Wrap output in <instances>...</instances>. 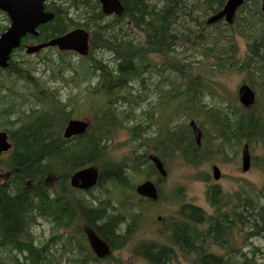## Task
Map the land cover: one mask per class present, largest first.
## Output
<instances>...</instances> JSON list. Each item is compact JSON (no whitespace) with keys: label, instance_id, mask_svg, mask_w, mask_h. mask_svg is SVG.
Segmentation results:
<instances>
[{"label":"trees","instance_id":"1","mask_svg":"<svg viewBox=\"0 0 264 264\" xmlns=\"http://www.w3.org/2000/svg\"><path fill=\"white\" fill-rule=\"evenodd\" d=\"M188 1L190 0H158L162 9L155 11V9H149L150 5L146 3V0H122L125 12L117 16L116 20L125 21V18H131L145 33L146 46L140 47V43H134L132 49L130 48L131 38L125 36L124 22L120 26L115 25L116 22H109L98 1L70 0L66 8L54 3L48 5L49 9L55 12V18L41 27L38 40L48 41L56 35L80 26L71 16V10L76 9L86 20L81 26L90 30L93 36L90 59L95 56V49L100 48L102 52L99 61L97 57L92 61L87 59L81 64L80 67L83 68L80 71L74 70L71 66L66 67L64 71L59 69L56 71V77L52 79L56 80L69 74L66 78L74 75L70 78L74 83L77 81L76 75H89V84L96 82L93 85H87L86 91L94 89L93 94L103 96L106 105L102 113L95 111L97 125L94 124V127L76 137L65 138L64 129L71 120L73 111L66 110L61 105L56 96L59 89L54 88L50 81L44 82L41 77L34 79L31 77V74L38 72L39 67H30L24 60L10 61L7 78L0 76V81L3 83L0 82V92L6 91L4 96L0 97V102L4 103L3 101L9 98L15 99L9 106H4L0 110V127L5 128L13 144V149L5 160V167L7 166L11 172V176L0 183V264H67V262L70 264H115L113 261L117 264H129L115 254L116 251L124 249L135 240L127 239L128 232L118 220L123 217L122 207L125 208V202L117 206L115 201L118 193L112 191L107 199L102 198L103 193L93 194L92 192L105 183V180H111L115 186L119 183L123 186L128 183L126 169L124 168L122 172L121 168L122 164L127 165V163L114 160L110 156L113 126H124L122 119L117 117L118 114L124 118L146 114L147 108L142 102L155 98L158 95V89L166 90L163 86V81L166 80H163L161 75H165L167 70H175L178 78H184L183 81H176L171 85L175 89L171 90L175 92L174 96H184L185 101L181 104L184 108L198 106V102L203 100L201 96L203 84L200 79L202 78L204 82V89L209 90L211 85L207 77L213 74L219 78L232 69V71L245 73V81L252 88L262 86V93L256 100L259 107L252 111L242 108L239 103L229 102L225 108H214L208 103L204 113L205 120L213 124L218 135H225L228 143L234 137L237 141L243 140L242 143L248 144L250 148L258 145L264 148V26L256 24L257 13L252 7L247 10L252 20L249 21L246 17L245 21H241L236 31L231 34L228 43L223 41L227 30L225 25L218 23L209 26L206 29L207 35L205 34L198 43L190 45L192 49H198L206 42L216 61L212 60V57H207L201 67L195 66L200 74L196 75L193 71L195 68L185 71L189 62L183 58L174 59L175 65L170 64L172 56H170V49H167L174 44L179 46L178 43H183L188 37L186 31L190 23L184 21L189 19V15L186 14V17L182 18L180 13ZM192 1L198 18L202 12L207 13L217 6V0H211L209 5H206V0ZM253 16L256 17L255 22ZM213 26L216 27L214 31ZM230 27H233V24ZM235 34L246 36L249 42V56L242 60L240 65H237L238 47L233 45ZM155 51L162 58L167 54L169 59H166L163 64L156 63L155 68H150L151 62L147 56L149 52ZM174 52L179 53V48H176ZM107 53L110 55L113 53L114 56L105 57ZM203 57H205L204 54ZM60 64L63 63L53 60L51 68L57 69ZM47 71L49 70H44L42 75H45ZM184 71L186 74L181 73ZM142 75L147 79L142 78ZM145 80L147 82L144 84ZM16 83L30 86V91L21 95L16 91ZM80 83L82 82L76 85ZM181 85L183 90L178 88ZM212 85L222 86L221 80L219 84ZM162 86L163 88H159ZM127 88L129 90L125 91ZM10 115H14L15 119H12ZM57 122L60 123L59 128ZM177 131L174 139L176 145L198 151L200 156L202 149L197 146L193 137L190 135L192 139L190 141L186 132L180 129ZM133 132L137 138L135 126ZM173 132L174 130L169 132L170 136ZM136 138L132 156L137 154L142 156L143 166L149 165L158 181L161 182L164 179L160 177L154 164L148 159V152L138 149ZM183 138H185L184 143ZM165 139L167 144L164 146H167L170 141L167 137ZM164 146L155 145V148L163 154V157H160L162 159L168 157L166 150L165 152L163 150ZM152 148L154 150V146ZM158 151L155 153L157 154ZM178 151L185 160H189L186 152L180 149ZM87 164H96L100 169L97 186L89 191L71 188L69 180L72 173ZM144 168L141 172L145 171ZM135 170L140 171L138 164ZM146 175L148 179L154 180L152 173L147 172ZM158 181L155 180L157 184ZM253 192L264 193V186L259 188L246 184L239 192L229 195L234 199L225 206L223 199L227 195L220 193L217 183L209 185L207 196L212 211L201 215L199 207L183 204L177 216V227L173 231V242H176L173 245L174 249L143 238L136 241L133 253L144 258L142 245L151 243L143 250V255L149 264H171V261L177 257V249H180V254L186 257H191V253L195 254L198 264H222V258L207 253L208 248L215 244L221 249L230 248L227 254L232 257L239 255V260H231L229 264H249L251 261L252 264H258L254 260L259 247L254 248L255 253L247 255L244 244H239L235 248L226 240L230 229L233 230L235 226H237L241 242L264 233V205H261L259 200H256V206L245 205L243 202L245 197H248L249 202L251 198L247 195ZM237 198L241 199L236 201ZM138 201H140L139 198ZM244 217L246 221L243 220ZM39 219L50 220L57 232L46 239L44 244L35 246V234L32 228L38 224ZM244 225H248L252 231L247 233L243 231ZM85 226L94 229L111 244L113 253L110 256L101 260L93 253L84 232ZM59 229L63 232L59 233ZM62 237L64 238L63 247L52 249L51 245L53 246L55 242L60 244L59 240ZM1 251L4 252L1 254ZM79 251L83 254H77ZM193 263L196 264L194 261ZM261 264H264V261Z\"/></svg>","mask_w":264,"mask_h":264},{"label":"rangeland","instance_id":"2","mask_svg":"<svg viewBox=\"0 0 264 264\" xmlns=\"http://www.w3.org/2000/svg\"><path fill=\"white\" fill-rule=\"evenodd\" d=\"M56 5H63L68 7L69 6V0H54ZM146 3L150 5L149 9H155V11H158L162 9L160 5L158 4V0H146ZM211 3V0H206V5H209ZM226 3V0H217V5L223 7V5ZM256 2L250 1L247 5L246 9L243 11L241 15H238L237 18H239V22L235 24L233 27L232 24L226 23L225 21H221L219 23L226 26V34L224 35L223 41L229 42L231 39V34L236 31L238 28L241 19L245 12L252 7V9L256 12L254 9V4ZM183 9V10H182ZM180 11L182 18L186 17V14L189 15V19L187 21H184L185 23H190L189 27L187 28V34L188 37L182 42H179V46L175 45V49L179 48L180 52H171L170 56V64H174V59L177 58H183L185 61H188L189 64L185 68V71H191L193 68H195L193 71L196 75H200L198 69L195 67H201L203 63L206 61L207 57H212V60L216 61L214 59V56L209 51V48L205 45L199 47L198 49H192L190 44H196L201 39L205 37V34L207 35L206 29L209 28V25L206 23V20L208 17L214 13V10L208 11L206 14H201V18L197 17V14L195 13V8L193 1L190 0L187 2V5L183 7ZM186 9V10H185ZM192 9V11L190 10ZM73 15H71L77 23L84 24L86 20L85 17L81 16L76 9ZM257 13V12H256ZM196 15V16H195ZM109 22H116L115 25H122V22L125 24V36L130 37V48H133L134 43H140V47L146 46L145 43V36L144 32L141 28L137 26H133L132 24H127V21L125 20H116L114 16H108L107 17ZM131 19V18H130ZM183 19H181L182 21ZM257 25L264 26V19L259 18L257 14ZM259 22V23H258ZM133 23L134 20H133ZM8 24L6 17L4 14L0 12V26H5ZM218 24V23H217ZM91 27V26H90ZM216 27L213 26V31ZM241 32V30H240ZM209 33V31H208ZM99 37V36H98ZM100 38V37H99ZM207 38V37H206ZM233 45H236L238 47V58L239 61L237 62V65H240V62L244 59H247L249 56V42H247L246 36H241L239 34H235L234 36V43ZM98 47V46H96ZM170 49V48H167ZM151 50V49H148ZM59 51L55 50V48L47 49L46 51H43L41 55H26L23 51H18L15 53L13 60L15 59L22 61L24 60L27 62V64L30 65V67L37 66L39 67L38 72H34L31 74V77L34 79L36 76L41 77L44 82L50 81L51 85L53 84L54 88H58V92L56 93V96L59 98V101L64 109L66 110H72L73 115L77 116L78 112H80V115L78 118H84L89 119V117H92L93 111H97L98 113H102L105 109V102H102L101 97L99 95H95L93 93L88 94L86 97V101H82V95L87 93L86 86L89 84V82L86 80L87 75H76V82L74 83L71 81V79L66 78L67 75H63V77H59L58 79L54 80L52 78L56 77V71L57 70H65L66 67H68V64H60V67L57 69H52L51 66L53 64V58L57 59L59 58ZM44 53L47 54L45 58L44 63ZM150 54L147 56L149 61L151 62L150 68H155V64H163L164 61L168 58V55L165 54L162 58L158 53L155 52H149ZM174 53V54H173ZM102 52H100V48L97 50L95 49V56L93 58H98L97 61L100 60ZM203 54L205 57H203ZM109 53L106 54L105 57H109ZM138 55V54H137ZM135 55V57L137 56ZM99 56V57H98ZM111 57L114 56L110 55ZM93 58L90 60L92 61ZM66 59L69 60L72 64H77L81 62V58L75 54H68L66 56ZM200 62V64H198ZM25 64V63H24ZM145 66V65H144ZM69 68V67H68ZM74 70L80 71L83 67L75 66L71 67ZM90 68V67H89ZM44 70H49L46 72V74L42 75V72ZM55 71L54 73H52ZM68 71V70H67ZM65 71V73L67 72ZM184 71L181 72L182 74H186ZM0 73H4V71L0 70ZM228 73V74H227ZM223 74L218 78L216 74L210 75L207 77L208 83H210L211 87H209V90L204 89V82L202 80V76H200L201 83L203 84L201 96L203 97L202 101L198 102V106H195V109L192 107H189L188 112L186 108L182 107L181 104L184 103L185 98L183 95L179 97H173L170 95V87L173 82L176 81H183L184 78L180 77L178 78V73L175 70H167L165 72V75L162 74L161 77L163 78V84L166 82L167 84H164L163 86L166 88V90H160L161 93V104H165L161 107L162 110V116L161 118L157 119L158 122L162 125L164 130H167L169 128L171 129H177L183 125V121L180 119H177L176 117L181 118H189L192 114L200 115L198 118V121H201L203 119L204 122H206V115L205 110L207 109L208 103L214 107V108H225L226 104L229 102L237 103V96L236 92L239 88V86L246 82L245 81V73H240L237 71H232V69ZM236 73V74H235ZM220 75V74H219ZM52 76V77H51ZM142 78H145L144 75H142ZM161 78V79H162ZM31 79V78H30ZM53 80V81H52ZM219 80H221L222 86H215L212 84H219ZM79 85L78 84L79 82ZM171 81V83H170ZM96 81L91 82L90 84H95ZM144 84L147 82L146 80L143 81ZM159 87V88H163ZM16 91H18L21 95H24L26 92L30 91V86H23V85H15ZM178 88L183 90V85L179 86ZM262 86L258 85L257 88H255L256 94L259 97L261 92ZM172 89H174L172 87ZM129 89H125V91H128ZM175 90V89H174ZM3 94L6 93V91L2 92ZM79 94V96H78ZM2 97V96H0ZM263 98V94H262ZM214 99V100H212ZM235 99V100H234ZM15 99H7L3 101L4 103L0 102V110L4 106H9ZM21 100V98H19ZM34 100V99H33ZM200 106H202V110L198 109ZM260 111V110H256ZM127 114V113H126ZM12 119L14 115H10ZM117 117L119 119H122L121 122L124 123L123 125H116L113 126V139L111 140L110 147L114 148V152L110 153V156L114 160H119L120 162H126L127 165L121 166L122 172L124 168L126 169L127 176H128V183L126 185H122V183H119L117 186H115L114 182L111 180H105L106 182L103 183L99 188L93 190V194L97 193H103L102 198L107 199L108 194L112 191L113 193H118L117 200L115 201L116 205H120L123 201L125 202L124 207H122V210L124 212L123 217H120L118 220L121 222V225L124 229H126L127 233V239L134 240L131 242L127 247L120 251H116V255L119 256L121 259L126 260L129 264H148L144 258L143 250L148 244L151 243H143L142 245V258L141 256L137 254H133V246L138 241V239L148 238L150 240H154L160 244V246H166L169 248H175L173 247V238L171 234H173L170 230V225L166 228H164L162 223H171V220L177 221V216L180 214V208L183 204H189L197 206L201 209V215L204 214L207 211H212L210 207V203L207 196V190L209 185L216 184L221 187L227 196L232 195L233 193L237 192L238 190H241L244 188L243 183L251 182L252 186L257 187H263L264 186V170L261 166H264V156L260 157L259 154L262 155V150L264 148L261 145L254 146L251 149V152L253 154V163L254 165L251 166V169L247 172H244L242 170V155H241V147L243 145L242 141H236L234 142V153H236L234 156V153L230 151L229 154L225 156L221 155L219 156V153H200V156L198 155V151H191L188 150L186 146L178 147L176 145L175 134L178 131H175L174 134H172L170 137H167V140L170 141L169 145L164 146L166 149H163L164 152L166 150V154L168 151H174L176 150L172 148H177V150H182L186 152V157L189 160H185L184 162L181 160H177L174 164L169 165L167 161L166 163V169L168 171L167 177H164V180L161 182L158 181L157 176H155L154 171L150 168L149 165L143 166L144 160L143 157L137 154V156H132L135 151L134 146V140H135V134L133 132V125H129L126 127L125 119L122 115L118 114ZM131 117V116H130ZM176 118V119H175ZM61 121V120H60ZM172 121V122H171ZM210 122V121H209ZM57 127L59 128L60 123L57 122ZM207 123V122H206ZM211 123V122H210ZM212 124V123H211ZM116 129H115V128ZM150 129L153 131L152 134L148 133L146 135L148 136H155L157 133L155 132L156 127L153 126V124L150 126ZM204 137L208 136L207 131H205L204 128ZM136 130V135H137ZM161 134L162 138L164 137V132H158ZM190 137V134H188ZM210 138V137H209ZM136 138V145L140 151L142 148L138 145ZM145 141V138H143ZM213 140V139H212ZM253 140V139H252ZM182 142L184 143L185 140L183 139ZM150 145L152 142H149ZM256 145V144H255ZM215 148V144L210 146V150H213ZM262 149V150H261ZM111 149H109L110 151ZM11 151V150H10ZM158 151V150H155ZM226 151V150H225ZM227 152V151H226ZM5 154V153H4ZM157 154L160 157H163V154L159 151ZM173 153H170V157L168 160L173 159L171 157ZM258 154V155H257ZM7 153L2 157V160H0V166L5 167V156ZM255 155H257L255 157ZM131 156V157H130ZM145 157V156H144ZM205 157V158H204ZM221 160H220V158ZM228 157V158H227ZM125 158H127L125 160ZM146 158V157H145ZM194 158V159H192ZM200 160V161H199ZM117 162V161H114ZM120 162H117V164H120ZM139 166L140 171H136V166ZM214 164H217L221 170L222 173L225 174L224 178L219 181H215L213 177V170L212 166ZM127 166V167H126ZM143 167H145V171L141 172ZM224 168V169H222ZM2 172H6L7 169L0 170ZM120 172V173H122ZM152 173V178L154 180L158 181L159 185V191H160V199L157 201H154L152 203L145 202L142 203L138 201V193L136 192V188L139 184L143 183L146 179H148L146 173ZM2 178H0L1 180ZM75 200V199H74ZM137 216V217H136ZM124 222V224H122ZM34 234H35V240L34 245L39 246V244H44V241L46 239H49L52 237L53 234L57 232L56 229H54V224L50 220L46 219H39L38 224H36L32 228ZM59 233H62L63 230L59 229ZM260 236V237H259ZM258 238H251L255 239L251 241V239H248L245 242L240 241L239 234H236L235 237V246H239V244H244V251L247 250V255H251L252 253H255L254 247H259V250H256L255 258L257 259L258 264H261L264 260V233L259 235ZM259 239V240H258ZM125 240V239H124ZM64 238L62 237L59 240L60 244H57L56 242L51 245L52 249H60V247H63ZM11 243V242H10ZM62 244V245H61ZM249 244V246H247ZM256 245V246H255ZM70 249V248H68ZM180 252V249H177ZM224 250V249H223ZM253 250V252H252ZM210 251H216V247H211ZM224 250L223 252H225ZM4 252V251H3ZM1 251V254L3 253ZM8 252L6 253V255ZM77 254L82 255L83 253L81 251L77 252ZM238 255V254H237ZM195 254L191 253V259L198 264L199 262L194 257ZM73 257V256H72ZM146 259V258H145ZM72 260V259H71ZM147 260V259H146ZM236 260H239L238 258ZM115 263V261H113ZM67 264H70L67 262ZM171 264H192L190 261L185 260L180 254L174 258V260L171 261ZM249 264H252V262H249Z\"/></svg>","mask_w":264,"mask_h":264},{"label":"water","instance_id":"3","mask_svg":"<svg viewBox=\"0 0 264 264\" xmlns=\"http://www.w3.org/2000/svg\"><path fill=\"white\" fill-rule=\"evenodd\" d=\"M46 0H0V8L6 11L11 20L12 26L9 28L8 33L5 37L9 39L8 43L11 47L18 46L21 38L28 32L34 35H38L36 28L41 23H46L54 18V14L45 13L43 3ZM102 3L103 12L105 14L116 13L121 15L123 13V7L120 4V0H99ZM244 0H229L225 9L217 14L211 21H216L221 19L224 15H227L229 21L235 13L237 7L243 3ZM89 33L83 29H75L59 38H55L48 43H42L37 46L29 47L28 52H36L40 49L48 46H58L61 50H76L83 55H87L89 52ZM2 53V52H1ZM9 54L10 51L8 50ZM9 57H7L8 59ZM3 60L2 58H0ZM4 61V60H3ZM6 61V60H5ZM240 102L245 107H250L255 102V93L253 89L248 84H243L238 89ZM77 122H72L70 127L67 129V134L72 130ZM80 129L76 133L84 132L87 124L84 122H79ZM190 127L192 129V134L195 136L198 143L201 142V136H203V131L201 127L195 120L190 122ZM219 136L225 139V135H218L215 129V137ZM10 144L7 142V135L0 132V153L2 150L8 149ZM150 159L155 163L159 173L162 177H167V170L162 162L155 154L150 155ZM243 160V171H247L251 165V154L248 145L242 153ZM215 177L218 179L220 175V169L217 165L213 167ZM98 174L95 168L81 169L73 174L71 177V185L76 188H89L94 186L97 182L93 178V175ZM139 192L146 196V198L156 200L158 199V189L156 184L151 180H146L145 182L137 186ZM86 233L88 235L90 246L99 258H106L111 254L110 244L103 238L99 237L90 227H86Z\"/></svg>","mask_w":264,"mask_h":264},{"label":"flooded vegetation","instance_id":"4","mask_svg":"<svg viewBox=\"0 0 264 264\" xmlns=\"http://www.w3.org/2000/svg\"><path fill=\"white\" fill-rule=\"evenodd\" d=\"M213 10H214V13L213 14H211L209 17H208V19L206 20V23L208 24V22H209V20H211L214 16H216V14H217V12L219 11V9H220V6L219 5H217L215 8H212ZM211 9V10H212ZM210 11V10H209ZM208 12V11H207ZM201 14H206V12H202ZM201 14H200V16H201ZM246 17H248V19H249V21H251L252 20V16H250L248 13H247V11L245 12V14L243 15V17H242V19H241V21L243 22V21H245V19H246ZM199 18H201V17H199ZM255 18V19H254ZM253 19H254V22L256 21V17L255 16H253ZM221 21H223L222 19L221 20H218V21H216V22H214V23H209L208 25L209 26H212V25H214V24H217V23H219V22H221ZM237 21H239V19L237 20ZM229 24H231V23H229ZM174 52L175 51V44L170 48V53L171 52ZM174 54V53H173ZM238 54H239V51H238ZM15 55V54H14ZM14 55L12 56V57H14ZM67 76H69V75H67ZM71 76H74V75H70V77H69V79L71 78ZM79 76H81V75H79ZM90 77H89V75H87V78H86V80L87 81H90V79H89ZM89 79V80H88ZM170 83H171V81H170ZM164 84H167L168 85V83H164ZM88 85H90V84H88ZM172 85V84H171ZM94 88V87H93ZM172 90V87H170V89H169V91H170V95L171 96H173L174 97V95H175V92H173V91H171ZM157 93H158V95H156V97L155 98H150L147 102H145V101H143L142 103L144 104V106H145V108H147V112H146V114L145 113H143L142 115L143 116H137V117H130V116H127V118L125 119V122H126V127H128L129 125H133V127L135 126L136 127V130H137V143H138V145L143 149V150H146L148 153H149V151L146 149V143H145V141L143 140V138H146L147 140H151V139H153L155 136H148V135H146L147 134V132L148 133H150V134H152L153 133V131L150 129V126L153 124H156L157 123V118H156V116H155V113L163 106V105H165V104H161V93H160V89H158V91H157ZM176 97V96H175ZM142 101V100H141ZM198 109H200V110H202V106H200ZM140 121V122H139ZM138 127H140V128H138ZM144 131V132H143ZM175 132V131H174ZM174 132H173V134H174ZM141 133V134H140ZM191 135V134H190ZM170 137V133L167 135V137ZM142 137V138H141ZM184 140H185V138H183ZM182 139V140H183ZM190 141L192 140L191 139V136H190ZM233 139H234V137H233ZM245 145H247V144H245ZM249 146V145H248ZM155 150H157L155 147H154V151ZM227 152H226V151ZM230 151H232L231 149H228V148H223V152H219V156H221V155H223V156H225V158L224 159H226V155L227 154H229L230 153ZM249 151H250V154H251V156H253V154H252V152H251V150H250V147H249ZM233 152V151H232ZM2 156H4V155H2ZM149 156H150V153H149ZM235 156V155H234ZM220 158V157H219ZM228 158V157H227ZM220 160H221V158H220ZM221 172V171H220ZM101 173V172H100ZM224 174L221 172V174H220V178H219V180H222L223 178H224ZM147 180V179H146ZM145 180V181H146ZM218 180V181H219ZM98 182H99V180H98ZM156 183V182H155ZM98 184V183H97ZM156 185H157V189H158V195H160V191H159V185L156 183ZM97 186V185H96ZM96 186H94L93 188H90V189H88V190H84V191H89V190H93ZM219 187V186H218ZM219 191H220V193H223V194H226L225 193V191L221 188V187H219ZM240 190H238L237 192H239ZM217 196H218V194H217ZM247 196H249L251 199L249 200V202H248V197H245V198H243V202L245 203V205H247V204H250V205H252V206H256V200H259L260 201V204L261 205H264V203H263V199H264V193H257V192H253V193H250V194H248ZM158 198H159V196H158ZM139 199H140V202H142V203H145V201H149V203H152V202H154V201H156V200H152V199H147L146 198V196H141V195H139ZM233 199H234V197H230V196H226V197H224V199H223V201H225V203H226V205L225 206H228L232 201H233ZM241 198H237L236 199V201L237 200H240ZM247 217V216H246ZM246 217H244V221H246L247 219H246ZM163 224V226H164V228H166V227H168L169 225H170V230H171V232L173 233V231H174V229L177 227L176 226V222H175V220H171V223H162ZM243 231H245L246 233H247V231L248 232H251L252 230L250 229V227L248 226V225H244L243 227ZM86 229V228H85ZM84 229V232H85V235H86V238H87V240H88V236H87V233H86V230ZM237 232H238V229H237V226H235L234 228H233V230H231L230 229V231H229V233H228V235H227V237H226V240L227 241H229L232 245H234V247L235 248H237V246H235V237H236V234H237ZM171 236H172V238H173V234H171ZM251 238H254V237H251ZM250 238V239H251ZM255 238H258V237H255ZM109 239V238H108ZM253 240H255V239H251V241H253ZM259 240V239H258ZM109 243V242H108ZM176 242H174V244H175ZM110 244V243H109ZM173 244V245H174ZM88 245L90 246V244H89V240H88ZM249 246V245H248ZM256 246V245H255ZM110 247H111V244H110ZM211 247H216V250L218 251V252H216V251H210V248ZM230 247H231V245H230ZM255 248V247H254ZM230 248H228V249H224V250H226L225 252H223L224 250L223 249H221L218 245L216 246L215 244H213V245H211L209 248H208V251H207V253H210V254H213V255H216V256H218V257H220V258H222V264H229L230 262H231V260H233V261H236V259L238 258L239 259V255H237V256H231V255H228L227 253L228 252H230V250H229ZM247 251V250H246ZM110 256V255H109ZM103 259H105V258H102L101 260H103ZM254 261H257V259H255ZM252 262V261H251Z\"/></svg>","mask_w":264,"mask_h":264},{"label":"bare ground","instance_id":"5","mask_svg":"<svg viewBox=\"0 0 264 264\" xmlns=\"http://www.w3.org/2000/svg\"><path fill=\"white\" fill-rule=\"evenodd\" d=\"M215 17V16H214ZM213 17V18H214ZM212 18V19H213ZM211 19V20H212ZM222 19V18H221ZM221 19H218V20H221ZM211 20H209V22H208V24L209 23H214V22H216V21H218V20H216V21H211ZM225 49V48H224ZM11 56H12V53H11ZM102 56V55H101ZM219 59V58H218ZM139 62V61H138ZM147 63V62H146ZM149 64V63H148ZM150 67V66H149ZM157 69V68H156ZM142 70V69H141ZM157 71V70H156ZM16 75V74H15ZM67 75H69V74H67ZM7 80V79H6ZM14 80V79H13ZM21 80V79H20ZM53 81V80H52ZM1 82V81H0ZM2 83V82H1ZM15 83V82H14ZM3 84V83H2ZM17 84V83H16ZM243 84H248V83H246V82H244V83H242L241 85H243ZM240 85V86H241ZM249 85V84H248ZM46 86V85H45ZM44 86V87H45ZM239 86V87H240ZM250 86V85H249ZM251 87V86H250ZM92 88V87H91ZM252 88V87H251ZM239 89V88H238ZM253 89V91H254V93H255V100H257V98H258V96H257V94H256V91H255V89L254 88H252ZM47 91V90H46ZM14 93V92H13ZM46 94V93H45ZM33 97V96H32ZM42 103H43V101H42ZM36 104V103H35ZM182 107H184V106H182ZM12 108V107H11ZM20 108H21V106H20ZM186 108V110L188 111V112H190L189 111V109L187 108V107H185ZM195 109V108H194ZM70 110V109H69ZM17 111V110H16ZM72 111V110H71ZM56 117V116H55ZM54 117V118H55ZM264 119V118H263ZM51 121V120H50ZM71 121V120H70ZM70 121L68 122V124L70 123ZM140 122V121H139ZM47 123V122H46ZM68 124H67V126H68ZM56 125V124H55ZM49 126V125H48ZM47 126V128H49ZM53 126V125H52ZM51 126V127H52ZM67 126H66V128L64 129V137L65 138H68L67 137V134H66V129H67ZM138 128H140V127H138ZM51 129V128H50ZM48 132V131H47ZM144 132V131H143ZM141 134V133H140ZM9 135V134H8ZM142 138V137H141ZM69 139V138H68ZM8 144H10V147L8 148V149H5V150H2V152L0 153V160H2V155H5L9 150H12L13 149V144H12V142H11V140H10V138H9V141H8ZM244 144H246V143H244ZM248 145V144H247ZM250 146H248V148H249ZM143 150V149H142ZM5 153V154H4ZM151 155V154H150ZM157 155V154H156ZM157 156H159V155H157ZM160 157V156H159ZM148 159L154 164V166H155V168H156V170H157V172L159 173V171H158V169H157V167H156V165H155V163L153 162V160L152 159H150V156H149V153H148ZM80 161V160H79ZM70 165V164H69ZM71 166V165H70ZM127 167V166H126ZM213 167H214V165L212 166V170H213ZM166 168V167H165ZM121 170V169H120ZM167 170V169H166ZM220 174H221V172H220ZM159 175H160V177H162L161 176V174L159 173ZM167 175H168V171H167ZM99 177H100V174H99V176H98V174H95V175H93V178L96 180L97 179V182H96V184L94 185V186H96L97 185V183H98V180H99ZM128 177V176H127ZM213 177H214V179H215V181H218L219 180V178H220V175H219V178L217 179L216 177H215V174H214V170H213ZM163 179H164V177H162ZM123 179V178H122ZM127 179V178H126ZM147 180H150V179H147ZM70 181V180H69ZM151 181H153L154 183H155V180H151ZM145 182V181H144ZM156 184V183H155ZM69 185H70V187L71 188H74V189H77V190H82V191H84V190H88V189H90V188H93L94 186H91V187H89V188H76V187H73L72 185H71V183L69 182ZM157 186V185H156ZM136 192L138 193V196L139 195H141V196H145V195H143L142 193H140L139 192V188L137 187L136 188ZM159 196V198L157 199V201L160 199V195H158ZM139 198V197H138ZM137 217V216H136ZM86 227H89V226H85V228ZM91 228V227H90ZM92 229V228H91ZM92 230H94V229H92ZM95 231V230H94ZM88 236V235H87ZM89 240V239H88ZM90 244V243H89ZM55 250V249H54ZM99 258V257H98ZM99 259H102V258H99Z\"/></svg>","mask_w":264,"mask_h":264}]
</instances>
